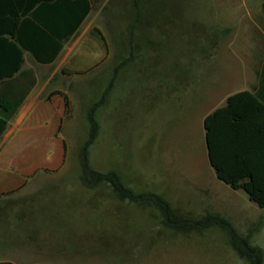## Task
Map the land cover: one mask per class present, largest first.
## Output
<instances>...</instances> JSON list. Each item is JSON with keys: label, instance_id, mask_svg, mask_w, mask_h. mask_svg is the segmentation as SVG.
<instances>
[{"label": "rangeland", "instance_id": "rangeland-1", "mask_svg": "<svg viewBox=\"0 0 264 264\" xmlns=\"http://www.w3.org/2000/svg\"><path fill=\"white\" fill-rule=\"evenodd\" d=\"M90 1L80 29L90 25V36L70 59L77 72L65 84L62 73L53 76L46 89L66 91L69 101L57 138L63 146L57 150L41 135L32 152L17 154L35 167L19 190L0 195V261L248 264L227 233L201 224L223 218L264 264V210L203 180L210 169L202 132L209 97L217 99L222 85L243 79L242 52L255 48L251 19L264 0ZM78 36L65 44H78ZM58 64L41 69V83ZM111 83L92 113L98 128L88 165L115 173L136 196L163 199L172 220L181 221L178 230L164 224L149 200H121L108 182L90 188L80 180L90 110Z\"/></svg>", "mask_w": 264, "mask_h": 264}, {"label": "crops", "instance_id": "crops-1", "mask_svg": "<svg viewBox=\"0 0 264 264\" xmlns=\"http://www.w3.org/2000/svg\"><path fill=\"white\" fill-rule=\"evenodd\" d=\"M89 15L72 36L79 33V43L71 47L65 42L62 44L53 61L59 60V64L44 82L41 83L39 74L48 64L37 63L26 52L14 78L0 82V104L8 101L17 104L15 114L7 121L6 129L0 136V195L19 190L33 173L35 165L31 160L24 161L17 154L32 152L30 149H33L38 137L44 135L52 138L53 147L57 150L60 145L63 146L62 141L57 139L65 113L64 99L59 93L66 95V91L46 89L53 76L62 73L60 84H65L70 83L72 74L77 72L70 68V59L80 42L90 36V25L80 31ZM253 15L251 36L255 40V48L242 52L243 79L235 86L230 83L222 85L225 91L217 99L209 97V109L202 118L203 143L210 169V173H205L208 179L204 175L203 180L212 184L215 180L232 193L243 194L250 203L245 190L232 189L216 178L208 159L204 120L211 116L208 125L213 156L224 174L233 178L237 184L252 187L255 194H259L257 190L264 193V13L261 9V12L256 11ZM26 54L39 67L26 64ZM213 186V190L217 191L218 185Z\"/></svg>", "mask_w": 264, "mask_h": 264}, {"label": "trees", "instance_id": "trees-1", "mask_svg": "<svg viewBox=\"0 0 264 264\" xmlns=\"http://www.w3.org/2000/svg\"><path fill=\"white\" fill-rule=\"evenodd\" d=\"M92 9L90 0H0V82L12 80L20 70L24 53H28L37 63L50 64L59 54L62 44L74 35L84 19ZM264 13V2L261 5ZM99 34L97 29H94ZM128 63L123 61L114 68V78L118 71ZM112 83L104 95L90 110V133L88 140L81 151L82 184L93 188L100 183L108 182L113 192L121 200L139 201L141 198L152 202L164 216V224L171 229H180V223L172 220L171 208L160 197L151 194L150 197L136 196L130 190L123 188L117 176L113 172L102 174L93 171L88 165L87 149L95 137L98 128L92 113L105 101ZM59 93V92H58ZM64 99L65 113L69 110V101L65 94L59 93ZM2 116H0V136L6 129L7 121L15 114L17 104L11 101L0 104ZM208 116L204 120L205 140L208 150V159L216 178L232 189H243L248 194L250 201L259 208H264V193L257 190L255 194L252 187L240 185L233 178L224 174L223 169L215 161L213 156V143L209 134ZM164 211V212H163ZM203 226H216L230 236L232 247L244 255L248 264H261L259 251L247 245L246 240L237 236L236 231L223 218L204 220ZM0 264H14L10 261H0Z\"/></svg>", "mask_w": 264, "mask_h": 264}]
</instances>
